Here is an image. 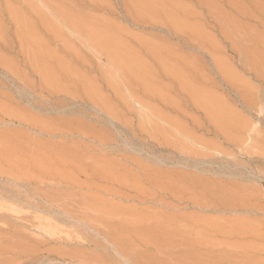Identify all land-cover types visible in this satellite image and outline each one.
<instances>
[{
  "label": "rangeland",
  "instance_id": "rangeland-1",
  "mask_svg": "<svg viewBox=\"0 0 264 264\" xmlns=\"http://www.w3.org/2000/svg\"><path fill=\"white\" fill-rule=\"evenodd\" d=\"M139 1L0 0V264H264V0Z\"/></svg>",
  "mask_w": 264,
  "mask_h": 264
},
{
  "label": "bare ground",
  "instance_id": "bare-ground-1",
  "mask_svg": "<svg viewBox=\"0 0 264 264\" xmlns=\"http://www.w3.org/2000/svg\"><path fill=\"white\" fill-rule=\"evenodd\" d=\"M137 1H139V0H137ZM145 1V0H144ZM147 1V0H146ZM140 2V1H139ZM147 2H149V1H147ZM143 3V2H142ZM141 3V4H142ZM149 4H150V2H149ZM144 6L145 5H147V4H143ZM149 6V5H148ZM60 12H58V14H59ZM65 13V12H64ZM63 13V14H64ZM68 15V14H67ZM47 17V16H46ZM64 17V16H63ZM67 17V16H66ZM224 17V19L225 20H227V21H230V20H228V18L226 17V16H223ZM65 18V17H64ZM71 18H72V16H71ZM66 20V19H65ZM68 20H70V22H71V24L73 25L72 27H74V28H76L78 31H85V34H86V37H87V39H89V40H93L94 42H95V44L100 48V49H106V48H108L107 46L109 45V44H113V41H111V40H109L108 38H106L104 35H103V33L102 32H98V31H96L95 30V28L92 26L93 24H88V23H80L79 21H77V20H74L73 18L72 19H68ZM67 20V21H68ZM70 25V24H69ZM110 36V35H109ZM110 42H112V43H110ZM119 45V44H118ZM110 46V45H109ZM120 47V46H119ZM123 47V46H122ZM116 48V47H115ZM118 48V47H117ZM124 48V47H123ZM108 49H110V48H108ZM113 49V48H112ZM250 49V48H249ZM127 51V50H126ZM125 51V52H126ZM131 51H129V53H130ZM247 53H248V55H249V57H250V60H252V62H253V64H255L256 66L258 65V68H263L264 67V55H262V54H259V52L257 53V52H255V51H253V50H249V51H247ZM133 54V53H132ZM132 54H127V52H126V57L125 58H123L122 56H123V54H121V53H117V52H113V53H110V57L112 58V59H116L117 61H120V62H122L123 61V59L125 60V62H127V65H128V67L129 68H132V69H137V70H139L140 69V66L142 67V65L139 63V61H137L136 60V58L132 55ZM135 54V53H134ZM247 57V56H246ZM250 60L248 59V61L247 62H249L250 63ZM251 62V63H252ZM251 65V64H250ZM249 65V66H250ZM252 66V65H251ZM253 68L255 67V66H252ZM256 69H257V67H256ZM47 71V70H46ZM49 71V70H48ZM51 71V70H50ZM49 71V72H50ZM258 72H260L259 74H260V77L261 76H263L264 77V70H263V72H261L262 70H257ZM256 71V72H257ZM49 72L47 73V72H45V73H47V75L49 74ZM142 72H144V71H142ZM171 72H175L176 74H177V76H179L180 77V80H181V83H182V85L185 87V88H188L189 86L187 85V83L186 82H184L183 81V78H182V75H180L181 73L179 72H177V71H175V70H173V71H171ZM257 72V73H258ZM51 73H52V71H51ZM46 75V76H47ZM52 75V74H51ZM49 76V75H48ZM146 76V75H145ZM184 77V76H183ZM143 78V77H142ZM193 87V86H192ZM190 88V87H189ZM195 89V88H194ZM190 90H192V89H190ZM192 94H193V97H194V99L195 100H197L198 101V103H199V105L201 104L203 107H206L207 109H208V112L209 111H211V113L213 114V116L214 115H219V111H217L218 109H217V105H214V103L216 104V101H214L213 99H209V100H211V102L209 101V102H206V101H203V97L207 94V93H203L202 91H192ZM206 96H208V94L206 95ZM205 96V97H206ZM204 97V98H205ZM212 100L214 101V103L212 102ZM196 101V102H197ZM205 108V109H206ZM206 109V110H207ZM210 113V112H209ZM211 115V114H210ZM216 116V118H218ZM215 117V116H214ZM220 117V116H219ZM222 117V116H221ZM215 118V119H216ZM141 232V231H140ZM151 232V231H150ZM151 236H152V232H151ZM154 236V235H153ZM159 243V242H158ZM152 260V258L150 257L149 258V260ZM154 260V259H153ZM168 261V260H167ZM166 261V262H167ZM158 262V261H157ZM86 263V262H85ZM150 263V262H149ZM145 264V263H144ZM171 264V263H170Z\"/></svg>",
  "mask_w": 264,
  "mask_h": 264
}]
</instances>
